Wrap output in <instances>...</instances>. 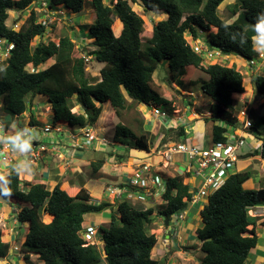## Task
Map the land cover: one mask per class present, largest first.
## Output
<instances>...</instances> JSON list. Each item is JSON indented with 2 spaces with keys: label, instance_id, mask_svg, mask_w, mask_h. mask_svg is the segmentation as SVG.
<instances>
[{
  "label": "trees",
  "instance_id": "16d2710c",
  "mask_svg": "<svg viewBox=\"0 0 264 264\" xmlns=\"http://www.w3.org/2000/svg\"><path fill=\"white\" fill-rule=\"evenodd\" d=\"M35 1L0 0V40L12 44L0 64V111L13 117L22 116L31 108L25 98L40 95L51 106V125H65L72 132L92 130L103 104H109L119 119L132 105L160 106L169 113L171 101L159 86H154L152 77L160 63H167L170 80L179 76V86L183 87L184 81L197 84L192 82L199 72L207 77L200 90L212 101L208 110L210 118L206 119L213 122L212 143L227 141L229 128H237L233 96L244 92V77L232 65L203 66L202 54L194 50L185 35L190 34L194 41L202 31L207 35L203 44L212 52L260 63L254 38L264 28V0H235L229 9L230 15L236 16L232 23L219 15V6L231 0H108V3L106 0H45L48 9L61 6L74 14L80 13L87 2L93 7V22L81 25L80 29L95 47L87 55L103 64L100 80L95 83L86 78L85 59L74 56V43L67 35L60 37L58 43L35 41L46 33L47 26L37 20L34 11L27 25L18 31L6 25L9 11H25ZM133 3L140 4L147 12L166 15V19L152 27L147 38L142 36L146 27L133 11ZM115 19L121 27L118 35L113 29ZM46 64L49 65L45 67ZM251 84L255 97L264 95V75H252ZM77 105L80 113L72 111ZM29 122L36 126L32 113ZM144 122L141 117L138 132L130 126H115V142L149 152L152 133L144 129ZM259 126L264 127V115L252 119L250 130L260 145L248 154L264 160V130ZM175 129L159 124L154 128V138L161 130L176 132L177 139L186 137L182 127ZM117 158L114 162L121 163L123 157ZM104 163L105 157L91 161L89 178L102 177L100 170ZM253 173L230 174L207 198L199 212L201 226L195 231L196 249L203 254L197 264H245L249 251L257 244L254 233L246 234L250 233L248 227L255 224L248 212L250 208L264 206V187L257 190L243 187ZM186 179L188 173L165 178L161 194L164 204L158 211L164 222L171 224L187 211L192 188ZM119 186L135 189L129 181ZM0 198L19 208L16 221L26 226L19 247L24 259L35 254L43 264H162L151 258L157 243L150 230L152 208L126 198L113 205L104 200L89 203L91 197L82 187L71 196L59 184L49 190L44 184L22 181L17 172L0 179ZM113 206L107 225L98 228L101 248L87 245L81 236L84 215L102 213ZM44 216L50 220L45 222ZM10 253V244L2 239L0 230V259L8 260Z\"/></svg>",
  "mask_w": 264,
  "mask_h": 264
},
{
  "label": "rangeland",
  "instance_id": "374dc122",
  "mask_svg": "<svg viewBox=\"0 0 264 264\" xmlns=\"http://www.w3.org/2000/svg\"><path fill=\"white\" fill-rule=\"evenodd\" d=\"M45 0H37L34 3L31 4V6L22 12L18 11H9L8 15L9 18L6 22V25L8 27H11L14 30H19L22 26L27 25V19L31 13V11H34V14L37 18L38 21L44 22L47 26L46 33L40 38L36 37L35 41L36 42H49L52 41L54 43H58L60 37L67 35L72 42L74 43V56L76 57H83L85 59L86 67H85V75L86 78L89 80L91 83H95L100 80V69L103 67L102 63L97 62L93 57L88 56L87 53L91 52L95 49V47L91 44L92 40L86 39L85 38V33L83 30L80 29L81 25H89L93 22V16H94V10L93 7L90 5L89 2H87L84 6V9L78 13L74 14L72 12H69L65 9H63L61 6H56L55 9H48L45 6L41 4ZM235 0H231L227 3H223L219 6V15L223 20H226L228 23H232L236 16L230 15V4L234 3ZM106 3H108V0H106ZM139 3V2H138ZM138 3H133L132 4V9L135 11L144 21L145 24V31L143 32V37L147 38L150 36L151 29L152 27L159 21L166 19V15H162L159 13H153V12H147L144 10V8L138 4ZM120 24L117 19L114 20V25L113 29L115 31V34L118 35L120 31ZM211 31L215 32V29H212ZM200 37L197 40L192 41L191 40V35L186 34L185 39L186 41L192 45V47L199 43L202 45L204 39L206 38V34L202 31L198 32ZM204 38V39H203ZM255 41V47L256 50L259 53V57L261 58L260 63H256L252 68H248L246 61L240 59L239 57L236 56H226V55H220V57H213L212 59L207 60L204 56L203 59L204 61L202 62L203 66H207L208 64H213V63H219L224 66H235L238 71L242 74L244 77V92L239 95V96H233V102H234V107H235V114H236V120L237 122V129L242 128L241 124V119H242V114L243 112H246L248 115V120L252 122V119H255V116H262L264 115V95L255 97L253 93V87L251 84V76L252 75H264V28L261 33L257 37L254 38ZM8 44L6 45L3 41L0 42V64L5 61L6 56L8 55ZM49 65V64H48ZM47 64L45 67L48 66ZM252 70V71H251ZM197 76L194 77L192 83H196L195 85L189 84L187 81H184L185 85L179 86L177 81L180 79L178 76V79L176 80H170V71L168 69V64L167 63H160L157 66L156 71L153 74V83L154 86H159V90L164 92L165 97L171 101V106H170V118L172 121H174V124L176 122L178 123H185V125H189L192 122L199 121L198 119L203 118V115H201V112H207L210 110V106L212 105V101L205 96L201 90H200V85L205 83L208 79L204 74L201 72L196 74ZM26 103L29 101V108L33 111H30V109H27L25 114H23L20 117H13L12 115H9L5 113L3 122L5 125L10 126V128L14 127V125H17L21 129H27V138L22 137L19 138L20 141H24L26 147H29L28 142L32 140V138H36L40 142H44L46 144L50 143L52 139H55L57 134L53 131L50 133H44L43 132V127L46 124L51 125L52 123V116H51V106L47 101L46 97L37 95L35 97H27L25 98ZM34 108V109H33ZM73 112H81L80 107L77 105L73 108ZM151 109L149 110L145 106L140 107V106H135L132 105L129 110L123 111L122 112V119L117 117L115 115L114 110L111 108L109 104H103L102 105V112L99 116V119L92 128V131H90L92 134L97 136L100 139H106L107 143L103 144L107 147L105 150V153L101 152L98 148V150H94L95 147H98V143H94L92 145L93 151L90 150H83V155L82 158H86L87 155L89 156V164L91 161H95L98 158L108 156L109 158L111 157L109 154L113 155V159H118V156H122L123 158L120 160V162L125 163L127 162L128 159V153L132 156H136L140 160H145L151 162L154 166L152 167L153 171L162 173L161 171L164 169L166 171H170L174 173L175 175H179L178 171L176 173L175 169L173 170L171 166H168V162L166 159L162 156V152L166 148L172 147L176 142L179 140L177 139L176 132L168 134L166 136V140L171 143L170 145L164 146L162 148V145L158 144L157 149L154 147V143L156 139H154V130L152 135L150 136L152 145L149 149V151L153 150L154 155L144 153V152H137L135 150L131 149L130 146H126L125 148L123 146L125 145H119L117 142H115L114 139V134H115V129L117 125H125V126H130V128L138 132V124L141 121V117L145 119L144 122V129L149 130L150 128H155L158 127L159 124L163 125L164 128H166L169 125H165L164 120H157L154 118L151 114ZM167 112V111H166ZM31 113L34 115V124L41 129L37 131H30L29 126H31L30 122L28 119L30 118ZM197 114V116L195 115ZM209 119V118H208ZM27 120L24 126V122ZM171 123V122H170ZM173 124V123H172ZM206 127L210 128L213 126V122L211 120H208L206 122ZM26 128H24V127ZM260 127V126H259ZM11 128V133L6 135L9 137L10 135H16L18 136V132L15 131V129ZM63 130H66L67 134H70L71 132L68 127L65 125H62L60 127ZM160 128V127H159ZM56 129V128H55ZM260 129L263 131L264 127H260ZM89 130V128H88ZM235 130V129H234ZM152 131V130H151ZM230 131V130H229ZM76 132V131H75ZM246 133H249L253 135L254 133L252 130H247L245 131ZM235 136L238 135L237 132H235ZM67 134H64V136H68ZM247 135L246 138L248 140L251 139L252 136ZM208 139L211 141V133L208 130ZM118 141V140H117ZM130 141H127L126 143L128 144ZM186 144H189L187 140L184 141ZM252 141L247 142L248 149L249 146H251ZM100 143V142H99ZM96 145V146H95ZM118 147V149L115 151L114 148ZM120 148V149H119ZM253 149V148H252ZM159 152V153H158ZM139 155H136L138 154ZM243 156L241 157L240 162L236 164L235 167H232L230 169L231 173H236V172H244V171H253L252 177L246 182V185H252L253 187L251 188H246L247 190H257V184H260L264 182V163H262L261 160L257 158H252L250 154L243 152ZM174 159H178L175 161V163L179 166H186V164L182 161V158L176 155ZM119 160V159H118ZM130 162V159H128ZM110 164H112L111 160H108ZM117 162V161H116ZM39 164V163H38ZM76 165L75 162L71 163V168H72V173L74 171V166ZM108 165V164H107ZM127 165H131V163H127ZM127 165H123L125 168H120L119 175H121V171H127L126 167ZM165 166V167H164ZM40 168L42 165L39 166ZM80 173H84L86 171V175L91 177V170L90 166L86 164L85 166H81ZM109 166H107L108 168ZM133 171L130 173L131 176L135 174L136 171V165L131 166ZM127 169H130L129 167ZM62 171V168H61ZM73 175V176H72ZM69 174V179L67 182L70 180L72 177V180L68 182L69 186L74 187V183L78 182L77 176L75 174ZM112 175V174H111ZM164 176V174H163ZM35 177V176H34ZM169 177V176H168ZM263 178V180H261ZM37 179V178H36ZM88 181V192L91 195V203L93 200L100 202V197L104 199L108 194H110V189L105 187V190L109 191H104V186L105 183L108 182L106 179L103 178H86ZM65 180V181H66ZM161 180V185L165 186V178H160ZM186 183H190L189 179L185 180ZM120 185V184H119ZM190 185V184H189ZM111 186V185H109ZM114 187H117L113 185ZM113 187V188H114ZM120 187V186H118ZM49 185H48V187ZM111 188V189H113ZM160 191H158L159 193ZM113 195V194H110ZM122 199V197H120ZM110 199V198H109ZM124 199V198H123ZM128 199V198H126ZM118 200V199H117ZM128 200H131L133 203H138L142 204L144 208H152L154 210L153 214V222L150 226V230L155 234L156 238H158L157 246L155 248L156 250V256L161 257L163 259L160 261L162 264L169 263V264H184V263H189L187 262L182 256L185 254H181L182 256L178 257V254H174L175 256L172 255V252H167L168 257L165 255V249H168L167 242L164 239L165 231L167 229V226L164 224V221L160 219V216L158 214L159 209L162 207L161 205L164 204V202L161 200V193H159L158 196L154 197H144L143 200H134V198H130ZM113 202V201H109ZM200 202H205V199H202ZM0 203L4 204L5 211L3 209H0V230L2 234V239L5 242H8L10 244V256L8 260H1L0 259V264H5L8 262L9 264H38L39 259L38 257H35L34 255L28 256V259H24L22 254H20L19 247H20V239L23 236V234L26 232V226H21L18 224L16 221L15 214L19 211V208L12 205L13 208L8 206V203L5 202L2 198H0ZM193 205V204H192ZM9 207V208H8ZM8 208V209H7ZM114 209V206L110 209L108 208L107 210L103 211L102 214L99 213H88L85 214V225H87L88 221L90 218H87V216H92L91 219H97L100 220L101 223H93L95 228L99 227H105V225L109 222V218L111 215V210ZM199 209V206H192L191 209H187V216L186 218H190L193 216ZM114 211V210H113ZM115 213V212H114ZM100 217V218H99ZM197 217V216H196ZM43 220L45 222H48L50 219L48 217L44 216ZM189 222V221H188ZM186 223L185 221L179 222L180 231H185L187 229L189 223ZM185 223L184 225H182ZM105 224V225H102ZM192 224H196L195 218L192 221ZM174 226V224L172 223ZM200 225V224H199ZM178 226V225H177ZM171 232V231H170ZM169 232V233H170ZM193 239H194V235ZM99 236H95L94 240H98ZM190 237L188 236L186 244H191ZM195 242V241H194ZM158 245H163V247H159ZM174 247V246H173ZM172 247V248H173ZM165 248V249H164ZM171 248V249H172ZM178 251H185V249L180 245L179 248H176ZM173 256V257H172ZM168 258V259H167ZM32 259V261H31ZM169 262H168V261Z\"/></svg>",
  "mask_w": 264,
  "mask_h": 264
},
{
  "label": "crops",
  "instance_id": "0c3cea01",
  "mask_svg": "<svg viewBox=\"0 0 264 264\" xmlns=\"http://www.w3.org/2000/svg\"><path fill=\"white\" fill-rule=\"evenodd\" d=\"M237 96H239V95H237ZM4 114H5L4 112L0 111V146L3 144H6V143H11V144L19 147V149L21 147H26L27 145L25 144L24 141H20L18 139L15 142H11L9 137L5 136V135H8L9 133H11L10 130L12 127L10 128V126H7L4 124V122H3L4 121L3 118L5 116ZM195 115L197 116V114H195ZM201 115H203V118H200V119H198L199 121L192 122L189 125H185V123H181V122L180 123L176 122V124H174V121H171V123L169 122V126H167L166 129L173 128L174 130H176L175 128H178V127H182L184 129V133H185L186 137L180 138L176 143L184 142L185 140H187L189 144L197 145L199 147H208L212 143L211 141H209L208 136H207L208 130L210 133H212V126L210 128L206 127V125H207L206 122L208 121V120L206 121V119L210 118V112H208V111L203 112V113L201 112ZM30 120H31V115H30V118L28 119V121H30ZM26 121L27 120H25V122H24V126H25V123L28 124V122H26ZM13 128L15 129V131L18 132V134H19V132L25 130V129L19 128L17 125H14ZM24 128H26V127H24ZM153 130H154V128H150V130H148V131L153 133ZM229 130L233 135H235L236 134L235 132H237L238 135H243L245 138L249 134V133H246L245 131L242 133L240 128L235 129V130H232L229 128ZM166 131L167 130L159 131V133H158L159 136L154 138V139H156V140H154L155 141L154 147L156 149L158 147V144L162 145V148H164V146H166L167 144L168 145L171 144L165 138H166V136H168V134L173 133V132L167 133ZM55 133L57 134V136H60V137H58V138L56 137L55 139H52L50 141L54 142L56 150H49L47 152L40 153V155L36 158L16 154L12 157V163L10 165H4L0 161V179L7 176L10 172H17L20 180L30 182L32 184L41 183V184H44L46 187H48V185H49V187H50V189L48 188L49 190L53 189L56 185L59 184L60 188L64 191H66L71 196H74L79 191V189L81 187L84 188L88 192V181L86 178H89V176L86 175V171H84V173H82V174L80 173V170L82 168L81 166H85L86 164L89 165V162H90L88 155L86 158H82V156L85 155V154H83L84 153L83 150L87 149V150L93 151L92 145L94 143L96 144L97 142H92L89 145L81 146L80 143L77 142V140L71 142V141H69L68 136H66V137L64 136V134H67L66 130H63L62 133H59V132H55ZM252 134L253 135L249 134L250 136H252L250 140H248L247 138L246 139H247V142L252 141L251 146L254 149L257 146H259L260 144H259V140H257L255 138L256 136L254 135V133H252ZM34 140L39 141L36 138H32V140H30V141L33 142ZM7 141H9V142H7ZM29 143L30 142H28L27 144H29ZM123 147L125 148L126 146H123ZM98 148L103 153H105V150L107 149V147L105 145H102L99 142H98V147H95L94 150H96V149L98 150ZM249 148L250 149H248V146H247L245 148L244 152L249 153V151L252 150V148L250 146H249ZM117 149H118V147L114 148L115 151ZM132 150H134V149H132ZM135 151H137V150H135ZM137 152H143V151H137ZM146 153L154 155L153 150L146 152ZM136 155H139V153ZM177 156H179V155H177ZM127 157H128V159H130V162L127 159V162H125V163H123V162L122 163H116V162H114V159L112 156L109 158L108 156L105 155V163L100 170V172L102 173V177H100V178L106 179L108 182L105 183L103 192L104 191L108 192L109 189L114 187L113 185L118 187L119 184H122L126 181H129L130 177H131L130 173L133 171V169L131 167L132 165H136V167H137L139 164H142V163L152 164L149 161L140 160L136 156H132L131 153H130V155L128 153ZM175 157H176V155L173 156V158L168 162V166H171V168L173 170L175 169L176 173L179 170L178 173L180 172L179 174H182L181 171L185 168V166H180V165L178 166L175 163V161L178 159H174ZM108 160H111L112 164H110L108 162ZM182 161L185 163L183 158H182ZM261 161H262V163H264V160H261ZM72 162L76 163V165L74 166L73 173L71 171L72 168L70 166ZM127 163H131V165H127ZM40 165H42L41 168L39 167ZM123 165H125V166L127 165V167H126L127 171H121V175H119L120 168H125ZM107 166H109V167L107 168ZM128 167L130 169H127ZM61 168H62V171H61ZM154 172L157 176H159V178H162V177L166 178L168 176L174 177V173L170 172L169 170L166 171L163 169L161 171L162 173H159V172L156 173V171H154ZM69 174L70 175L75 174L77 176L78 182L73 184L74 187L73 186L71 187L68 184V182L72 180V177L67 182V180L69 179ZM163 174H164V176H163ZM261 180H263V178ZM72 182H73V180H72ZM189 182L190 183H188V184H190V187L195 184V181H193V180L189 179ZM246 182L243 185V187L245 189L253 187V183H252V185L248 186V185H246ZM109 185H111V186H109ZM105 187L106 188L108 187L109 189L105 190ZM262 187H264V182L257 184L256 189H260ZM88 194H89V192H88ZM105 195H106V197L104 199H102V197H100V199H101L100 201L104 200V201L112 204V202H109V201H114L112 198V195H110V194H108L109 196H107V194H105ZM156 196H158V195H156ZM90 197H91V195H90ZM201 200H199V202H197V203H194L193 205H192V203H189L188 209H191L192 206H196V205L199 206L198 211L193 216H191L190 218H188V219L186 218L187 211H185L183 214V216H184L183 220H177L176 219L172 222L174 224V226L172 225V223L171 224L168 223V225H166L164 222V224L167 226V229L165 231L166 235L164 236V239L167 242V246L169 245L168 249L164 248L165 253H166L165 255L167 257H168L167 252H169V253L172 252L173 256L178 254L177 255L178 257L179 256L181 257L182 256L181 254H185L182 257L189 263H184V264H197L200 261V259L203 257V254L198 249H196V245L198 243L195 239V231L197 228H199L201 226V219L199 216V212L207 202V199H205V202H203V203L200 202ZM91 203L98 204L99 202L93 200ZM3 206H4V204L0 203V209H3L5 211V208ZM8 206L13 208L9 204H8ZM102 213H100V214H102ZM248 214L253 218L255 224L248 227V230H250V233H246V234L251 236V233H254L257 237V244L253 249H251L249 251L247 258L245 260V264H264V206L250 208ZM15 217H16V214H15ZM91 217L92 216H87V218H90L87 225H85V222H87V221L84 219L83 226H93L94 225L93 223H98V224L101 223L100 220L91 219ZM84 218H85V216H84ZM194 218H195L196 224H192V221ZM160 219L162 220L161 217H160ZM182 221L183 222L185 221L186 223L189 221L188 222L189 225H188L187 229H185V231L184 230L180 231L181 226H179V222H182ZM184 224L185 223H183L182 225H184ZM102 225H105V224H102ZM192 235H194V239H193ZM188 236L190 237V240H188V241H190L191 244H188L189 242L186 244ZM158 240L159 239L157 238V242H158ZM180 245L185 249V251L182 252V251L176 250V248H179ZM156 246H157V243L154 246L153 250L151 251V258L153 260H155L156 262L161 263L160 261H162L163 259H161V257H159V256H156V250L158 249V247H157V249L155 250ZM158 246L161 248L163 247V245H158ZM30 255H34L35 257H38V255H35V254H30ZM31 261H32V259H31ZM38 264H43V263L39 260ZM166 264H169V263H166Z\"/></svg>",
  "mask_w": 264,
  "mask_h": 264
},
{
  "label": "built area",
  "instance_id": "2783aa9c",
  "mask_svg": "<svg viewBox=\"0 0 264 264\" xmlns=\"http://www.w3.org/2000/svg\"><path fill=\"white\" fill-rule=\"evenodd\" d=\"M43 7H46L45 1L41 3ZM43 24H45L43 22ZM3 40H0L2 42ZM5 43V41H3ZM8 51L12 48V44H8ZM195 51L199 52L207 60L213 57H220V53L212 52L208 49L206 45H202L197 42L193 47ZM260 56V55H259ZM248 68H252L257 62L247 61ZM259 64V63H258ZM252 71V70H251ZM151 114L157 120H164L165 125L168 121L171 122L172 119L166 110L160 106H155L151 108ZM242 119L241 124L242 133L247 131L251 127V122L248 120V115L246 112L241 113ZM169 126V125H168ZM56 128V129H55ZM237 129V128H236ZM30 131H41L37 126H29ZM27 129L19 132L18 136L10 135L9 139L11 142L17 141L19 138L27 137ZM59 132L62 133L60 127H53L52 125L46 124L43 127L44 133ZM76 132L70 133L68 135L69 141L77 140L81 146L89 145L92 142H102L106 143L105 139H98L94 134H92L87 129H77ZM6 136V135H5ZM34 140L30 141L29 147H19L6 143L0 146V161L4 165H10L12 163V157L16 154L25 155L28 157L36 158L40 153L47 152L49 150H56L54 142L43 143ZM9 142V141H7ZM247 147V139L243 135H233L230 131L227 133V141L211 143L208 147H199L197 145L186 144L185 142H179L174 144L172 147L166 148L162 152V156L169 162L173 156L180 155L185 161V168L181 173H188L189 179L195 181V184L191 186L192 196L190 203L194 204L199 202L201 199H207L216 190H218L227 180L231 173L230 169L235 167L240 161L242 152L245 151ZM159 153V152H158ZM152 164L142 163L136 168L135 174L130 177L129 185L135 188L133 191L129 190L127 187H119L110 189V194L113 200L120 199V197L125 196L126 198H137L138 200H143L144 197H154L163 193L164 187L161 185V180L159 176L155 174L152 169ZM125 184V183H124ZM158 191H160L158 193ZM184 213L177 216V220H183ZM82 238L87 245H95L99 248L101 241L94 240L97 236V230L93 226L84 227L81 232Z\"/></svg>",
  "mask_w": 264,
  "mask_h": 264
},
{
  "label": "clouds",
  "instance_id": "9594fccd",
  "mask_svg": "<svg viewBox=\"0 0 264 264\" xmlns=\"http://www.w3.org/2000/svg\"><path fill=\"white\" fill-rule=\"evenodd\" d=\"M151 108H152V107H151ZM169 115H170V114H169ZM160 122H161V121H160ZM161 123H163V122H161ZM76 130H77V129H76ZM87 130H88V129H87ZM69 131H70V130H69ZM89 131H92V130L89 129ZM70 132L73 133L72 131H70ZM68 135H69V134H68ZM96 137H97V136H96ZM97 138H98V137H97ZM98 139L100 140V138H98ZM104 139H105V138H104ZM105 140H106V139H105ZM106 141H107V140H106ZM96 142H97V141H96ZM97 143H98V142H97ZM100 143H101L102 145L104 144V143H102V142H100ZM106 143H107V142H106ZM106 143H105V144H106ZM124 183H125V182H124ZM124 183H122V184H124ZM164 187H165V186H164ZM114 188H119V187H114ZM131 191H133V190H131ZM134 191H135V190H134ZM122 198H126V197H125V196H122ZM133 198H134V197H133ZM133 198H132V199H133ZM120 199H121V198H120ZM128 199H130V198H128ZM134 199H135V200H138L137 198H134ZM118 200H119V199H118ZM115 201H117V200H114V201L112 202V205L114 204ZM109 204H110V203H109ZM108 208H110V207H107L106 209H108ZM111 208H112V207H111ZM106 209H105V210H106ZM105 210H104V211H105ZM99 214H100V213H99ZM82 227H83V229H84V227H87V226H83V225H82ZM93 228H94V226H93ZM95 229L97 230V234H98V228H95ZM81 236H82V235H81ZM99 238H100V237H99ZM83 240H84V239H83ZM100 241H101V239H100ZM101 244H102V243H101ZM101 244H100L99 248L97 247L98 249L101 248Z\"/></svg>",
  "mask_w": 264,
  "mask_h": 264
},
{
  "label": "water",
  "instance_id": "95a60500",
  "mask_svg": "<svg viewBox=\"0 0 264 264\" xmlns=\"http://www.w3.org/2000/svg\"><path fill=\"white\" fill-rule=\"evenodd\" d=\"M148 109L150 110L151 107H148ZM18 224L21 225V222L18 221ZM166 225H168V222H165ZM1 260H4V258H2Z\"/></svg>",
  "mask_w": 264,
  "mask_h": 264
},
{
  "label": "bare ground",
  "instance_id": "6f19581e",
  "mask_svg": "<svg viewBox=\"0 0 264 264\" xmlns=\"http://www.w3.org/2000/svg\"><path fill=\"white\" fill-rule=\"evenodd\" d=\"M162 15H164V14H162ZM165 167V166H164Z\"/></svg>",
  "mask_w": 264,
  "mask_h": 264
}]
</instances>
